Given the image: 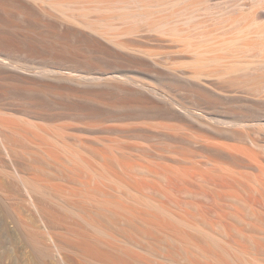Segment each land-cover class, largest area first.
Here are the masks:
<instances>
[{"label":"bare ground","instance_id":"1","mask_svg":"<svg viewBox=\"0 0 264 264\" xmlns=\"http://www.w3.org/2000/svg\"><path fill=\"white\" fill-rule=\"evenodd\" d=\"M17 1L126 64L0 45V68L112 87L174 121H155L167 147L145 158L92 130L70 144L36 104L0 107V264H264V140L241 130L264 125V0ZM221 99L258 112L217 110Z\"/></svg>","mask_w":264,"mask_h":264},{"label":"rangeland","instance_id":"2","mask_svg":"<svg viewBox=\"0 0 264 264\" xmlns=\"http://www.w3.org/2000/svg\"><path fill=\"white\" fill-rule=\"evenodd\" d=\"M16 2H18V3L16 4V7H15L14 5ZM8 3H7L8 4L7 6H9V8L7 6L6 7L8 9L5 8L7 10V12H6V10L2 11V12L0 11V16H1L0 17V32H1L0 33V35H1L0 36V45H4L5 47L9 46L10 48L13 45H15L16 48L14 46V49L17 51L20 50V52H22V51L27 52L28 51V53H30V51H31V53H41V54H44L45 56L47 55V58H49L51 56L52 60L53 59L58 60L62 56L63 61H65L64 59H66V61L68 60V62H69L71 59H75V61H77V62L80 61V63H82V62L84 63V60H85L86 63L88 61H91V63L94 62L93 65L96 63H101V62H102L101 64H103L104 62H107V63L109 62L110 64L111 63L113 64L115 62V63H117L115 65H121L120 63H125V61L121 62V60L116 59L120 62L119 63L118 61L115 60V57H114V59L112 58L113 56L112 57L109 55L107 56L106 54H102V56H101V54L99 52L96 53L95 50H93L90 47L91 50H93L96 54L100 55L101 57L98 55L95 56L94 52H93L94 53V55H93V53H91L89 51V49H87V47L89 48V46L88 45L86 46V43L84 41L82 42V40H80V38H74L75 36H72L70 33H68V31L65 30L63 27H62V33H60L61 31L59 32L60 29H57V27H56V29L53 27L50 30L49 29L50 27L49 28L47 27L49 23H47L46 24L47 26H46L45 23H43L44 21L40 22V20L45 16L41 15V16H43V17H41L40 15L36 14V13H38L36 10H34L36 13L33 12L32 6L30 7L28 4V6L30 7L29 8L26 5L27 4L26 1L21 2L22 4L20 3V1H17V0H14L12 2L8 1ZM23 5L24 6L26 5V7H24ZM13 6H14V9H12ZM26 8H28V9H26ZM10 9L14 10L13 13H11L12 11ZM29 11H31V12L29 13ZM31 13L36 14L38 17L36 15H33V14L31 15ZM14 14H15V16L16 15L17 16L15 17ZM9 16L10 17L13 16V17L10 18ZM39 16L41 17V19ZM32 17H34V18H32ZM35 17L38 19L37 20L38 23H37ZM4 19H6V20H4ZM45 19L48 20L47 18H45ZM12 20H13V22H12ZM43 20H44V18H43ZM46 20H45V22H46ZM18 21H20V22L18 23ZM1 22H3V25ZM48 22H49V20H48ZM39 23H41V24H39ZM43 24L45 25V27L43 26ZM13 25L15 26V28ZM36 25H38V26H36ZM39 25L42 27V29ZM49 26H51V25H49ZM29 27H30V29H33V30L29 31L30 30V29H28ZM7 29H8V31H7ZM14 29L16 31H14ZM52 29H54V30H52ZM50 31H52V32H50ZM55 31L57 32L56 33L57 35L55 34ZM65 31L68 34H70V36L68 34H66ZM5 32H6V34H5ZM39 32L41 33V35L43 37L40 35ZM16 34H17V36H16ZM60 36H62V37H60ZM71 36L73 37V39L71 38ZM51 39H52V41H51ZM10 40L12 43L9 42ZM57 40H59V41L57 42ZM66 40H67V42H66ZM55 41H56V45H55ZM62 41H63V43H62ZM35 42H36V45H35ZM38 42H39V45H38ZM41 42H42V45H41ZM60 42L62 43V46H61ZM53 43H54V45H53ZM65 50L67 51V53ZM68 51L71 53V55ZM104 55H106V56H104ZM54 57H56V58H54ZM89 57H92V58H89ZM96 57H98V58H96ZM51 58H50V60H51ZM88 58H89V60H88ZM95 61H96V63H95ZM125 64H122V65H125ZM21 75L19 72H16L14 70H6V69L0 68V107L22 105V106H25L27 108L29 107V109H30L33 106V104H36L37 108L39 110H41V112H43L44 115H46V116L49 115V117L55 118L56 121L62 122V131L65 133L66 138L70 144L71 143L76 144V142L80 143L82 140H83L82 142L88 144V138H90L89 137L90 133H91L90 131L92 130L95 132V133L93 132L94 135L96 134L95 136H98V137L103 136L105 139L107 138L106 140L110 139V137H112V138L114 137V139L116 138L117 140H119L120 142L117 141L116 139L115 140L112 139V141L114 140V143L117 145V147L120 150L122 149V150L126 151V149H128V150L131 149L129 152L133 153L134 151H136L137 154H139V152L141 151L140 155H143L145 158H149L150 153H154V151H156L157 149H158V151H160V150L162 151L163 149H164L163 151L166 150L165 148L167 147V143H168L167 141L168 140L164 137L159 139V137H161L162 135L158 136L161 134L160 132L163 130V127H161V130H160L159 125H157L155 122L156 120H159L160 123L163 122V125H165L166 120H167L168 124H169V121L171 122L172 119H169V116L167 117V115H166V118H165V115H164L165 110H163L165 108H162V109L160 108L161 109L160 112L163 110V112H162L163 114L162 113L159 114L160 112L158 113L159 117H160V115L161 116L163 115L162 117H164L165 120H164V118L161 117L158 119L156 118V120L154 119V121H153V119H151L150 116L147 117L145 115V113L148 114L149 110L146 111L145 109H140V107L138 106V108L141 110V112H138L139 109H137L136 105L139 103V101H137L138 103H136V101L134 102L133 101L134 97L130 98L132 100H130L127 97L129 99L128 100L127 98H125L126 96L124 94H120L121 92H119L118 90H113L112 87H110L111 89L107 86L106 87H104V86L98 87V85H97V87H96V85L93 86V85H90L84 81L83 82L82 81H76L73 83V82H69L68 80H65V79H63L62 82L61 81L60 82H58V81L57 82L56 81L55 82L54 81L49 82V85L47 86L46 84L44 85V83L43 84H41V83L35 84L31 80L29 81V78L27 76H25L24 74L22 76ZM26 78H27V80H26ZM78 82L80 85L78 84ZM85 83L88 85H86ZM36 85H37V87H36ZM34 86H35V88H34ZM39 86L41 87V89ZM36 88H37V90H36ZM42 88H43V90H42ZM43 91H45V93ZM123 95H124V97H123ZM124 100H125V102H123ZM33 101H35V102L33 103ZM132 103H134L133 106H131ZM128 106H131V107H128ZM217 106H218L217 110H223V111H227L229 109L230 110L231 109H237V110L246 111V112L251 113V114L258 112L257 109H255L251 106H248L244 102H241V101H227V100L221 99ZM129 108H130V110H129ZM143 110H145V111H143ZM142 111H143V113H142ZM157 111H159V108L157 109ZM134 112L136 114H134ZM141 113L144 114L145 116L142 115ZM165 113H167V112H165ZM263 113H264V109L262 108L260 111V114H263ZM52 114H54V115H52ZM149 119H150V121H149ZM146 121H148V122H146ZM159 121H157V122H159ZM173 121L174 120H172V123H173ZM150 122H151V124H150ZM152 122L153 123L155 122L154 124L157 125L154 127L155 130L152 126ZM135 123H136V125H133ZM113 124H115L117 126H115ZM160 125H162V124H160ZM129 126H131V127L129 128ZM116 127H118V129ZM158 128L160 131L158 130ZM109 129H111V130H109ZM241 130L242 131H244V130L250 131L259 140H261V141L264 140V125L261 124V122H259L258 120H254V121L250 122L246 128H241ZM153 133H154V136H153ZM155 133L157 135V138L155 137L156 136ZM104 134H106V135H104ZM116 135L120 138H117ZM137 135H139V136H137ZM142 135H144V136H142ZM129 136H130V138H129ZM135 137H136V139H135ZM128 138H129V140H128ZM132 138L136 141V144ZM148 138H149V140H148ZM146 140H148V141H146ZM110 141H111V139L109 140V142ZM128 141H130V142H128ZM140 141H142V142L144 141L145 143L144 142L141 143ZM138 142L140 144H138ZM146 142H148V144H150V145L146 144ZM131 143H133V144L131 145ZM157 143H158V145H157ZM124 144H125V146H123ZM111 145H113V143ZM156 145H157V147H156ZM160 145H162V146H160ZM122 146L125 147L126 149H124ZM128 146H130V147H128ZM133 146H134V148H132ZM137 146H140L141 148L142 147L143 148L142 149L140 148L139 149L140 151H138L137 148H139V147H137ZM149 146H151V148H149ZM259 149H262V148H259ZM148 151H150V152H148ZM260 151L262 152V150H260ZM136 152H134V153H136ZM144 157H142V158L144 159Z\"/></svg>","mask_w":264,"mask_h":264}]
</instances>
